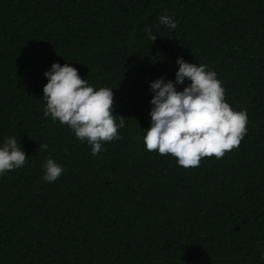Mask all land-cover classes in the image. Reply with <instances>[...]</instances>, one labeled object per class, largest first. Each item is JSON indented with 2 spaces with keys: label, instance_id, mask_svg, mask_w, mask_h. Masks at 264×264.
<instances>
[{
  "label": "trees",
  "instance_id": "trees-1",
  "mask_svg": "<svg viewBox=\"0 0 264 264\" xmlns=\"http://www.w3.org/2000/svg\"><path fill=\"white\" fill-rule=\"evenodd\" d=\"M165 10L176 29L159 23ZM178 56L214 70L229 105L248 114L239 146L199 167L142 139L149 82L174 81ZM53 62L113 88L125 126L96 156L43 115ZM7 136L26 163L0 176V264H264V0H0ZM48 156L64 169L54 182L43 180Z\"/></svg>",
  "mask_w": 264,
  "mask_h": 264
},
{
  "label": "clouds",
  "instance_id": "clouds-1",
  "mask_svg": "<svg viewBox=\"0 0 264 264\" xmlns=\"http://www.w3.org/2000/svg\"><path fill=\"white\" fill-rule=\"evenodd\" d=\"M165 10L158 21L168 29H176L177 22ZM151 41L155 34L145 28ZM175 79L156 78L149 82L150 127L143 129L145 150L159 155H171L178 166L199 167L204 157L224 156L238 147L247 132L246 109L236 110L225 99V90L214 70L206 64L190 63L176 58ZM43 85V115L67 126L77 139L90 146L93 156L103 151L106 142L121 139L118 129L125 126L120 116L117 122L112 111L113 88L94 87L81 78L78 69L69 63L53 62L45 72ZM184 85L182 90L177 85ZM46 143L39 149L47 151ZM26 153L15 136L0 141V176L21 168ZM43 180L56 181L63 173L62 165L48 156L42 164ZM264 259V249L260 253Z\"/></svg>",
  "mask_w": 264,
  "mask_h": 264
}]
</instances>
